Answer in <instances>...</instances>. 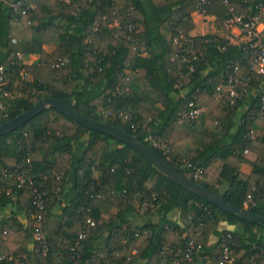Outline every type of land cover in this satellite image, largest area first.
I'll return each mask as SVG.
<instances>
[{
	"label": "trees",
	"instance_id": "1",
	"mask_svg": "<svg viewBox=\"0 0 264 264\" xmlns=\"http://www.w3.org/2000/svg\"><path fill=\"white\" fill-rule=\"evenodd\" d=\"M200 1L3 0L0 66L5 68L6 88L18 91L23 87V71L30 80L21 97L4 102L0 125L40 99H59L87 117L134 136L173 170L228 205L244 209L247 196H252L254 206L247 210L264 217V114L259 110L264 92L256 93L248 110L238 113L246 90L264 82V75L250 69L243 45H233L218 35L190 37L192 15L199 14ZM229 3L231 10L223 0L202 5L203 16L214 17L216 28L224 33L228 32L224 23L232 15L249 18L264 7V0ZM14 4L19 5L17 11ZM129 23L138 28L129 32ZM45 43L54 44L55 50L47 53ZM25 55H37V63L21 66L20 56ZM130 74L136 75L135 81ZM231 74L247 80L239 89L241 100L234 106L227 93L217 100L221 94L217 87ZM12 78L18 79L15 89L8 83ZM190 103L210 109L191 124L179 123V113L189 110ZM201 119L213 125L211 132L194 130ZM256 128L263 134L251 138ZM150 137L168 145V157L153 147ZM83 138L87 146L76 172L78 195L62 216H53L50 209L62 195L73 144ZM9 146L17 148V155H7ZM185 147L188 150L182 157ZM245 151L256 156L254 162L246 160ZM185 162L202 170L199 179L193 180V170ZM244 164L252 169L241 179ZM3 170L35 176L46 192L48 252L41 255L34 242V250L27 252L33 221L29 219L25 226L14 220L0 225V264H54L56 255L59 264H114L118 256L120 264H157L163 246L181 249L187 229L196 228L205 253H212L216 240L228 232L241 264H264V225L200 200L169 181L132 148L85 128L56 109L44 110L0 138V203L15 196L18 205L29 211V190L12 185L6 194L3 182L11 179L3 176ZM143 203L147 205L144 213L154 209L157 219L134 226L125 217ZM200 204L211 211V217L202 212ZM173 212L178 213L179 221L171 219ZM88 217L95 228L86 229ZM222 222L236 230L219 231ZM80 234L83 238L78 241ZM103 236V245L96 248ZM212 236L215 242H211ZM58 237L62 239L59 245Z\"/></svg>",
	"mask_w": 264,
	"mask_h": 264
},
{
	"label": "built area",
	"instance_id": "2",
	"mask_svg": "<svg viewBox=\"0 0 264 264\" xmlns=\"http://www.w3.org/2000/svg\"><path fill=\"white\" fill-rule=\"evenodd\" d=\"M3 0H0V3ZM209 0H201L198 4L199 14L203 15L202 5L206 4ZM225 6L230 10L229 0H223ZM13 10L17 11L19 8L18 4L12 5ZM32 8V7H30ZM264 14V7H259L257 14L245 18L241 15H232L229 17L225 23L224 27L227 30H238V33L243 41L244 54L246 58H249L250 69L260 75H264V43L262 42L259 35V23L260 17ZM138 27L133 24H128V31L133 32ZM179 39L186 41L184 35L180 34ZM175 41V40H174ZM15 42V40H13ZM238 68L235 66L233 72L235 73ZM21 80L23 82V87L18 91H9L7 86V81L5 79V68L0 66V110L3 109L4 102L6 100L13 99L15 97H21L24 94L23 88L27 86L30 78L26 72H21ZM247 80H237L233 75L226 77L222 81L221 85L217 87L218 92H222L226 88V93L231 99V105L234 106L238 101L241 100L239 94V89L244 88ZM189 110H182L179 113V123H193L201 114L202 109L195 107L192 103L188 105ZM260 113L264 114V98L261 99L260 103ZM252 132L250 137L252 138ZM150 141L155 149L162 152L165 157H168L170 150L168 145L161 141L158 137H150ZM29 154H26L24 158L25 163L28 165L30 163ZM188 168L193 170V180L200 178L202 170L200 168L193 167L189 162H185ZM5 178H9L12 181V185H15L17 188H27L30 192V210L28 211V217L33 221V235L32 240L37 245L38 251L41 255L45 256L48 252V241L44 232V211H45V196L46 192L37 185V180L33 175H23V174H10L7 170L2 171ZM10 192L7 191L6 194ZM202 212L211 217V211L203 206L202 204L197 205ZM245 209L254 206V201L252 196H247L245 203ZM189 220H192V216H188ZM85 225L86 229L95 228L96 225L93 220L88 217L86 219ZM201 225V224H200ZM202 226V225H201ZM138 236V235H136ZM201 232L199 228L194 230L187 229L185 234V243L184 246L180 249L162 247L157 255V264H241L238 261V257L233 253L232 246L234 244L233 237L230 233H224L222 236L216 240V245L212 253H205L203 251V245L200 243ZM83 238V234L78 236V241ZM135 252H132L133 255ZM97 257L105 259L104 254H97ZM121 257H117L114 261V264H120Z\"/></svg>",
	"mask_w": 264,
	"mask_h": 264
},
{
	"label": "crops",
	"instance_id": "3",
	"mask_svg": "<svg viewBox=\"0 0 264 264\" xmlns=\"http://www.w3.org/2000/svg\"><path fill=\"white\" fill-rule=\"evenodd\" d=\"M192 22L194 24V29L189 33L190 37H197V36H205V35H218L222 38H225L229 41V43L233 45H242L244 39L242 36L239 35L238 30L233 29V30H227L228 32L224 33L220 30H218L215 26V18L214 17H209V16H203L198 13H194L192 15ZM116 26V24H114ZM259 35L264 43V14L261 15L260 17V23H259ZM56 46L54 44H49L45 43L43 45V49L47 53H51L55 50ZM38 56H20V65L21 66H30V65H35L38 61ZM130 77L133 81L136 80V75L130 74ZM10 84V87L12 89H15L17 87L18 79L17 78H12L8 81ZM11 89V90H12ZM226 88L223 89L221 94L217 96V100H219L223 94H226ZM264 92V82L259 83L258 86H252L250 87L249 90H246L244 98L238 108V113L242 114L243 112L247 111L248 108L250 107V104L252 102V98L255 96L256 93ZM14 91V90H13ZM184 94V92H182ZM210 109V108H209ZM209 109H202V114L199 116V119L201 117H204ZM213 125L207 121H203L201 119L198 124L194 127V130L200 133H208L211 132L213 129ZM252 137H259L263 134L262 129L256 128L252 131ZM180 141V140H179ZM87 146V141L85 138L81 139L78 142H75L73 144V157H72V162L71 165L69 166V174L66 177L65 183H63V188H62V195L60 196L59 200L57 203H55L51 209L50 213L53 216L60 217L63 215L65 210L73 203L75 198L78 195L77 192V183H76V172H77V167L78 163L83 155V153L86 150ZM187 148L182 152V157H184L187 153ZM6 153L9 156H15L18 153L17 148L9 146L6 149ZM244 156L246 160L249 163H252L255 161L256 156L253 153L244 152ZM251 166L248 164H244L241 166L240 169V178L241 179H246L250 172H251ZM98 176V171H94L93 177L96 178ZM3 184H5L6 188L10 192L12 189V182L11 181H4ZM147 207L146 203L141 204L140 208L138 209L137 212L133 214H128L125 219L129 222H131L134 226H145L148 223L155 222L157 217L155 214V210L152 209L149 211L148 214H145V208ZM171 219H179V215L177 212H173L171 215ZM17 221L22 225H27L29 222V217H28V211L23 210L17 203V198L15 196H10V199L8 202H2L0 203V225L6 223V222H12V221ZM179 221V220H178ZM219 231H234L236 230L235 227L229 226L226 223H220L218 227ZM109 231V230H108ZM105 240V236H103L97 243H95V247L98 248L99 246L103 245ZM216 238L211 237V242H215ZM56 244L59 245L62 242V239L60 237L56 238ZM34 250V243L32 240L29 241L27 245V252H32ZM4 257H7V252L4 251ZM10 259V258H9ZM60 262V257L58 255L53 257L52 263L54 264H59ZM30 264H34V261H31Z\"/></svg>",
	"mask_w": 264,
	"mask_h": 264
},
{
	"label": "water",
	"instance_id": "4",
	"mask_svg": "<svg viewBox=\"0 0 264 264\" xmlns=\"http://www.w3.org/2000/svg\"><path fill=\"white\" fill-rule=\"evenodd\" d=\"M48 108L56 109L58 112L65 114L69 118L73 119L76 123L84 126L89 130H93L104 135H107L125 145L132 148L137 152L141 157L147 160L155 169H157L162 175H164L169 181L177 185L178 187L186 190L190 194L196 196L202 201L207 202L213 207L227 213V214H236L240 217L249 220L253 223L264 225V217L258 216L251 213L247 209H239L232 207L221 200L218 196L211 193L209 190L204 187L184 178L181 174L173 170L167 162L162 160L151 150H149L143 143L137 140L134 136L127 134L126 132L113 127L109 124L96 121L90 117H87L72 107L67 103L55 99V98H43L37 101L32 105L26 112L4 122L0 125V138L6 133L12 132L31 119L36 115L43 112Z\"/></svg>",
	"mask_w": 264,
	"mask_h": 264
},
{
	"label": "rangeland",
	"instance_id": "5",
	"mask_svg": "<svg viewBox=\"0 0 264 264\" xmlns=\"http://www.w3.org/2000/svg\"><path fill=\"white\" fill-rule=\"evenodd\" d=\"M27 56H31V55H25V57H27ZM33 56V55H32ZM34 56H37V55H34ZM143 208H145L146 209V207H143Z\"/></svg>",
	"mask_w": 264,
	"mask_h": 264
}]
</instances>
